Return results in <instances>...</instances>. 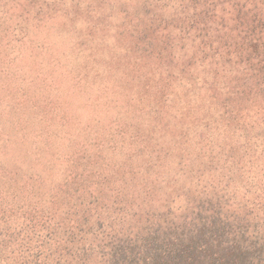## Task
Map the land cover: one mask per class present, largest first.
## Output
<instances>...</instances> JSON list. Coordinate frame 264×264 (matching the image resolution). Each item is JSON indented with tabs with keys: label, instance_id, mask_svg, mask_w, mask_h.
<instances>
[{
	"label": "rangeland",
	"instance_id": "obj_1",
	"mask_svg": "<svg viewBox=\"0 0 264 264\" xmlns=\"http://www.w3.org/2000/svg\"><path fill=\"white\" fill-rule=\"evenodd\" d=\"M257 14L250 37L264 0H0V264H151L165 235L111 232L222 194L264 229V94L225 56Z\"/></svg>",
	"mask_w": 264,
	"mask_h": 264
},
{
	"label": "trees",
	"instance_id": "obj_2",
	"mask_svg": "<svg viewBox=\"0 0 264 264\" xmlns=\"http://www.w3.org/2000/svg\"><path fill=\"white\" fill-rule=\"evenodd\" d=\"M254 18V23L245 27V43L242 41L239 46L230 41V35L226 38L231 42L232 50H227L225 56L234 58L235 61L244 60L248 63L247 75L253 84L248 92L255 91L264 94V36H249L253 35L254 29L258 28L263 21L259 14ZM248 36L249 39H247ZM260 39H263L262 43H259ZM221 196H216L213 200L210 197L201 198L196 201L197 203H191L186 208L188 210L184 209L178 217L171 216L172 219L166 222L161 221L159 217L167 216L172 209L167 208L165 211H158L159 213L144 211L142 220L136 218L137 227H120L112 231L111 236L116 239V247H121L125 239L132 237L134 243L130 251L136 252L140 245L135 243V238L151 239L159 234L165 235L156 248L159 252L152 255L154 261L151 264H193L195 258L198 260L200 256H203L208 264H264V229L250 220L251 210L239 209L237 205L224 202ZM115 210L117 213L114 220L120 221L123 215L128 216L123 205L118 206L117 204ZM98 215L99 212L96 223H90V216L86 214L80 223L79 232H88L95 228L96 231L103 229L110 232L113 221L110 220L109 224H102ZM46 228L48 233L55 229L49 227L44 221L41 229L46 230ZM123 228L126 229L122 230ZM178 246L183 248L181 250L183 252H178L183 253V258L179 256V262H172L170 257H162L163 248L170 247L177 250ZM138 255L140 253L133 256Z\"/></svg>",
	"mask_w": 264,
	"mask_h": 264
}]
</instances>
